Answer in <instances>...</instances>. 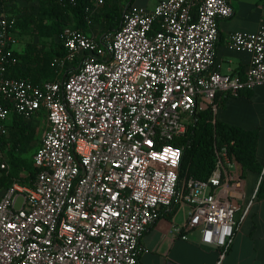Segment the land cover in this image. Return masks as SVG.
I'll list each match as a JSON object with an SVG mask.
<instances>
[{"label":"built area","instance_id":"2783aa9c","mask_svg":"<svg viewBox=\"0 0 264 264\" xmlns=\"http://www.w3.org/2000/svg\"><path fill=\"white\" fill-rule=\"evenodd\" d=\"M103 2L84 6L86 29L64 27V55L52 61L65 68L62 78L33 82L9 74L16 18L12 0H0V135L11 113L29 120L43 109L47 121L34 181H15L0 196V264H139L141 236L162 207L178 203L220 264L257 189L237 217L239 180L226 145L215 147L206 178H184L180 188L175 139L197 111L216 110L218 94L264 84V17L256 31L229 37V49L250 54L240 78L214 62L230 0L129 4L119 27L97 36L89 26ZM7 168L0 149V173Z\"/></svg>","mask_w":264,"mask_h":264},{"label":"crops","instance_id":"0c3cea01","mask_svg":"<svg viewBox=\"0 0 264 264\" xmlns=\"http://www.w3.org/2000/svg\"><path fill=\"white\" fill-rule=\"evenodd\" d=\"M43 1L45 0H39L38 4ZM33 2L29 1V4ZM24 4L21 0H12V10L18 8L20 12V9L23 10L22 7H26L28 3ZM230 4L233 14L218 21L219 37L215 45L214 62L222 74L244 77L250 54L229 49V37L234 31L253 32L258 29L264 17V0H230ZM29 8L36 6L29 5ZM32 13H35L36 17L39 16L40 7ZM24 16L30 19L31 15L27 17L24 14L22 17ZM19 31L20 28L17 29V37ZM19 44L18 42V52H20ZM51 75L50 73L48 77L43 76L40 80H54ZM41 111L35 116H44L46 128V114L45 111H42L43 113ZM213 112L217 119L224 123L256 133V158L260 164L259 171L246 170L234 155L228 154L231 163L229 171L236 180H239L238 193L234 194L240 207L236 212L237 217L257 190L220 264H264V84L243 89L237 95L218 94L217 107ZM31 119L29 121L32 124ZM3 190L0 189V196ZM188 210L186 203L175 204L169 211L163 207L160 209L157 219L149 225L139 240V264H215L217 262L218 249L201 241V227L187 226Z\"/></svg>","mask_w":264,"mask_h":264},{"label":"trees","instance_id":"16d2710c","mask_svg":"<svg viewBox=\"0 0 264 264\" xmlns=\"http://www.w3.org/2000/svg\"><path fill=\"white\" fill-rule=\"evenodd\" d=\"M87 3L88 0H76L74 5L71 4L70 0L43 1L42 7H40V15L34 16V18L30 17V19L12 13L16 18V29L25 28L32 23L33 32H40L41 35L48 36L52 35L55 29L59 38L58 44L51 53L36 43H28L22 51H16V59L8 68L9 74L14 77L28 78L33 82L41 81V77H48V74H52L51 59L61 57L65 52L61 36L64 27L70 25L65 23L66 15L72 14L73 16L75 22L71 26L86 29L84 6ZM128 6L126 5L122 11L110 9L104 17V30L113 31L117 29L121 23L122 14ZM47 17L53 19L50 25L44 22ZM6 126L7 133L0 135V149L3 150L11 145V152L8 156V168L0 173V189L4 190L15 181L31 184L36 175V168L32 159L22 156L32 148L35 128L29 120H24L15 113L8 116ZM256 140L257 135L254 131L218 120L210 108L197 111L187 132L175 139V143L182 146L179 181L180 175L185 176V179L206 178L214 167V157H212V155L214 156V148L223 145L227 146L228 154L234 155L244 169L259 171L260 164L256 158L255 149Z\"/></svg>","mask_w":264,"mask_h":264},{"label":"rangeland","instance_id":"374dc122","mask_svg":"<svg viewBox=\"0 0 264 264\" xmlns=\"http://www.w3.org/2000/svg\"><path fill=\"white\" fill-rule=\"evenodd\" d=\"M21 1L25 4L26 3H28V4L26 7L23 6L22 7L23 10L20 9V12H19L18 8L15 9V11H13L15 13V15H17L19 17H22L25 14V15H27V17H29L31 15L30 17L34 18L35 13H32L33 10H36L37 7L42 6L41 3L38 4L39 0H21ZM29 1L30 2L34 1V2L32 4H29ZM45 1H47V0H45ZM129 2L132 6H142L144 8L151 9L158 2V0H104L103 5L98 6L94 10V13L92 16V22L89 26V31L91 33H93L94 35H97V36H100L102 33L107 32V30H104L105 29L104 17L106 16V13H108V11L110 9H113V8L117 9L118 11H122L126 5H129ZM29 5H31L32 7L36 6V8H29ZM24 8H26V9L24 10ZM28 13H30V14H28ZM66 16L67 17L65 19V21H66L65 23H68L71 25L75 22L72 14L71 15L67 14ZM44 22H45V24L50 25L53 22V19L47 17L44 19ZM31 26H32V23H30V25H28L25 28H21L19 31L18 42L20 43L19 44L20 51H22L28 43H36L38 46L42 47L45 51L51 53L53 51V48L56 47V45L58 44V38H59L58 33L55 32V29H54V33L52 35L44 36V35H41L40 32H38V33L33 32V30L31 29ZM52 61H53V59H51V62H50V66H51L50 68L53 72L52 77L62 78L65 68L62 69V71H59L58 68L55 65H53ZM41 110L44 112L43 109H41ZM43 117H44L43 115H40L39 117L33 116L31 119V122H32L31 125H33V127L35 128V134H34L33 141H32V148L28 152H26L22 155L23 157H25L27 159H30V160L32 159L33 153H34L35 149L37 148L39 141L41 140L42 133L45 129V121H44ZM3 152L7 158V161H8V159H9L8 156H9V153L11 152V145H9L5 149H3ZM15 152H16V150H15ZM212 157H214L213 159H215V152H214V156L212 155ZM184 177H183V175H180V182H179L180 188L183 187Z\"/></svg>","mask_w":264,"mask_h":264},{"label":"clouds","instance_id":"9594fccd","mask_svg":"<svg viewBox=\"0 0 264 264\" xmlns=\"http://www.w3.org/2000/svg\"><path fill=\"white\" fill-rule=\"evenodd\" d=\"M227 231V230H226ZM210 235V234H209ZM208 237H206V239H207Z\"/></svg>","mask_w":264,"mask_h":264}]
</instances>
